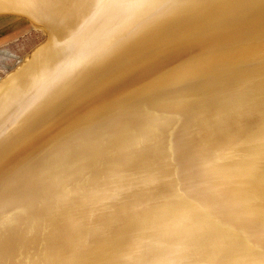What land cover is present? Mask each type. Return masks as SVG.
Masks as SVG:
<instances>
[{"label":"bare ground","instance_id":"6f19581e","mask_svg":"<svg viewBox=\"0 0 264 264\" xmlns=\"http://www.w3.org/2000/svg\"><path fill=\"white\" fill-rule=\"evenodd\" d=\"M0 11L47 33L0 82V264H264V0Z\"/></svg>","mask_w":264,"mask_h":264},{"label":"rangeland","instance_id":"374dc122","mask_svg":"<svg viewBox=\"0 0 264 264\" xmlns=\"http://www.w3.org/2000/svg\"><path fill=\"white\" fill-rule=\"evenodd\" d=\"M46 34V30L41 24L26 15L0 11V82L12 71H15L18 66H21L31 56L33 50L44 43ZM184 52L185 54H183ZM186 52L188 53V51H183L178 54L179 56H173L170 62L178 63L177 61L180 59V62L187 59L189 55ZM184 55L188 56L185 58ZM177 56L180 59H177ZM174 57L176 59H173ZM252 124L255 125L256 122ZM3 167H0V170Z\"/></svg>","mask_w":264,"mask_h":264},{"label":"water","instance_id":"95a60500","mask_svg":"<svg viewBox=\"0 0 264 264\" xmlns=\"http://www.w3.org/2000/svg\"><path fill=\"white\" fill-rule=\"evenodd\" d=\"M224 21L225 20H223L222 22H224ZM227 21L233 22V21H237V19L236 18L235 19H227ZM206 31H207V29H206ZM226 31L228 32L227 34H231V30H226ZM204 33L207 34V32H204ZM248 35L249 34H247V37H248ZM241 40H242V38L238 37V38L233 39V40L231 39L230 41H226L225 40V42L217 43L215 45V47H214V48H216L217 52L216 51L212 52L210 54V56H212V57L217 59V58H219V57L216 56L217 54L220 55L222 53H231V54H235L236 55L237 52H238V47L241 44ZM206 48L207 47H204V48L199 47L198 49L197 48H193L192 50L191 49L187 50L189 56L191 55L190 59H188L187 62L190 63V67L192 69L198 68L199 65H201L204 62V57H207ZM153 57H155V55L154 56L151 55V57H148V59H152ZM191 64H193V66H191Z\"/></svg>","mask_w":264,"mask_h":264}]
</instances>
